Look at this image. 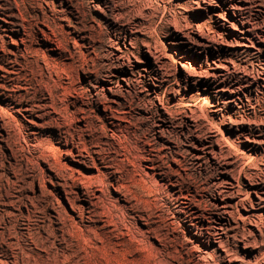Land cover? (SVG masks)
<instances>
[{
	"label": "rangeland",
	"instance_id": "1",
	"mask_svg": "<svg viewBox=\"0 0 264 264\" xmlns=\"http://www.w3.org/2000/svg\"><path fill=\"white\" fill-rule=\"evenodd\" d=\"M0 264H264V0H0Z\"/></svg>",
	"mask_w": 264,
	"mask_h": 264
}]
</instances>
